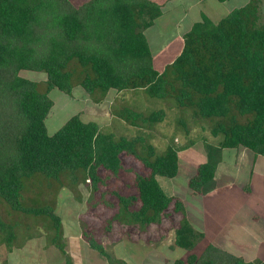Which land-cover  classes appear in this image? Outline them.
Instances as JSON below:
<instances>
[{"label":"trees","instance_id":"obj_1","mask_svg":"<svg viewBox=\"0 0 264 264\" xmlns=\"http://www.w3.org/2000/svg\"><path fill=\"white\" fill-rule=\"evenodd\" d=\"M258 4L250 0L218 23L204 16L183 34L181 52L160 72L144 31L161 16L162 3L0 0V202L16 217L0 215V246L10 252L20 247L18 228L30 218L32 226L24 224L21 239L33 238L34 227L42 225L52 231L48 243L65 264H73L62 243L60 217L34 190L42 183L55 187L52 191L90 184L95 202L81 223L88 230L99 226L96 213H109L101 214L107 222L102 230L92 235L84 230L82 237L108 264H125L102 245L105 237L118 238L113 228L126 227L127 239L139 241L136 233L150 232L151 225L165 224L176 214L180 221L169 228L174 230L172 249L191 252L204 234L192 227L182 202L168 196L158 178L176 177L178 153L193 142L168 145L158 155L147 137L104 133L98 124L84 123L79 113L49 136L45 120L53 103L48 93L55 88L71 95L74 87L81 88L100 104L110 91L141 90L149 98L173 101L193 125L205 124L212 137L221 139L215 146L204 142L206 160L187 182L194 193L207 195L215 188L223 149L243 148L264 157V26L258 24ZM22 71L43 73L45 80L31 81ZM111 114L147 130L166 118L162 109L143 114L114 102ZM125 158H133L138 170L127 167ZM117 221L121 225H114ZM185 263L264 264V259L246 260L209 243L199 256L173 260Z\"/></svg>","mask_w":264,"mask_h":264},{"label":"rangeland","instance_id":"obj_2","mask_svg":"<svg viewBox=\"0 0 264 264\" xmlns=\"http://www.w3.org/2000/svg\"><path fill=\"white\" fill-rule=\"evenodd\" d=\"M249 1L229 0L222 3L218 0H203L192 7L187 5L189 7V15H186L184 18L182 15L183 5L181 4L184 0H177L176 4H169L167 8L163 9V16L155 20L153 26L145 32V37L153 56L154 67L161 71L168 64L172 63L181 51L183 34L189 31L193 24L201 22L204 16L212 22L218 23L232 10L243 7ZM258 3L261 5L259 1ZM259 4L258 24L264 26V4L262 6ZM179 6L181 8H177ZM171 7L172 9H170ZM181 17L182 19L177 22ZM21 76L34 82L45 80L43 73L22 71ZM114 93V91L108 92L100 104H95L92 98L81 88L74 87L71 95H66L55 88L50 90L48 97L51 99L53 106L45 120L47 134L49 136L54 135L71 117L79 113L80 119L84 123L94 122L98 124L104 133H113L116 137L127 139L137 135L147 137L149 143L155 147L158 155L163 154L168 145L182 147L191 141L193 142V149L197 153L203 154L204 142L215 146L221 140L209 134L207 125H193L194 123L188 116L189 113L179 109L173 101L149 98L141 90L134 92L123 91L121 95H114ZM113 102L115 107L126 106L143 114L162 109L166 113V118L164 122L156 124L151 130L138 129L126 125L121 120L112 116L111 106ZM181 122L187 123H184V125H186V128H189L188 135H186L184 131L185 127ZM201 126L202 128L204 126V129H201ZM148 134L150 135L149 138ZM247 151L249 150L243 148L223 149L221 151L220 162L229 168V170L224 172L226 177H231V173H236L237 169H239L237 167L239 164L236 165V163L232 162L234 158L240 154H246ZM260 158L264 161V157ZM125 165L136 169V171L138 170V167L134 165L133 158H125ZM260 176H263V174ZM182 177L183 174L180 173L175 179L178 185L181 184ZM258 178L259 174L256 176L255 181H258ZM158 182L163 187H166L163 188L166 194L170 192L167 186L171 184V180L158 178ZM256 183L252 182L249 185L252 194V197L248 201L249 205H242L243 199L236 197L234 191L230 192L231 197L228 199V204L219 201L221 206L224 203L222 209H224L225 205H229V207L225 208V212L222 215L218 213L219 209H221V206L217 204L218 201L214 205H210L213 208V212H216L215 215H218L216 217L218 226H222L229 234L228 236L220 235L214 238V244L234 254L241 255L246 260H254L259 257L264 259V251L261 249L262 245H264V216L261 214L264 212V200H261V193L256 192V189H254L257 186ZM89 185L81 184L78 188H63L52 191L56 190L54 189L55 187L47 188L42 183L41 186H37L33 190L34 193L41 195L40 199L43 202L51 203L55 208V213L60 217L63 231L62 243L64 249L70 255L73 264H108L106 259L92 250L82 237L84 230L87 232L89 230L88 234L91 235L95 234L96 231L102 230L107 225V222L101 219V214L105 215L109 213L105 209V211L96 213L95 217L98 220L99 226H91L88 230L81 223V217L86 214L95 202V198L88 190L90 188ZM112 188L115 187L112 186ZM261 192H264V189ZM27 195L30 197V193ZM177 196H180V194ZM186 198L189 199L190 197ZM195 206L196 201L188 204L190 215L195 211ZM0 215L6 220L16 218L13 216V213L10 214L8 208L1 202ZM179 216L177 214L172 216L165 224H163L162 220L157 226L151 225L150 232H145L143 235L136 233L135 235L138 234V236H135V238L140 240L134 242L128 240L127 236L124 235L126 227L117 226L113 228V234L115 233V236H118V238L110 240L109 237H105L102 239V245L108 254L117 260L123 261L125 264H173V260L175 259L185 262L187 256L190 254L199 256L206 247L207 241L206 239L202 240L191 252H183L177 248L174 251L172 249L174 230L169 228L176 226L177 221L179 223ZM32 222L30 218L27 221L23 220L24 224L30 226H32ZM117 223L114 225H121L119 221ZM24 224L21 226L22 229L18 228L20 237H18L17 242L21 243L20 247L14 246L10 252L5 245L0 246V264H65V259L60 252L47 241V235H52V231H47L42 225H39L36 228L34 227L33 238L23 240L21 236ZM240 230L247 232H238ZM133 231L135 232L136 230ZM139 235L148 239L149 242H146V239H142ZM211 236L212 234H209L208 238ZM155 245L158 247L152 249Z\"/></svg>","mask_w":264,"mask_h":264},{"label":"crops","instance_id":"obj_3","mask_svg":"<svg viewBox=\"0 0 264 264\" xmlns=\"http://www.w3.org/2000/svg\"><path fill=\"white\" fill-rule=\"evenodd\" d=\"M151 1H156L164 5L162 8L161 16H163V9L167 8L169 4L172 5L174 3L176 4L177 2V0H163V1L151 0ZM202 1L203 0H184L183 3L181 2V4L183 5V13H182L183 18L186 15H189L188 14L189 7H192L193 5H196ZM227 1L229 0H224L222 3H225ZM258 1L261 3V5L259 4L260 6L264 4V0H258ZM187 5H189V7ZM177 8H181V7L179 6ZM170 9H172V7ZM181 19L182 17L178 19L177 22H179ZM146 30L144 31V35H145ZM182 46H183V41H182ZM153 64H154V60H153ZM121 93L115 92L114 95H121ZM193 148L194 146L188 147L187 149L178 153V173L176 177L169 179L171 180V184L167 186L168 190H170V192L167 193V195L170 197H176L182 202L184 211L186 214V218L189 221V223L192 225V227H194L195 225L197 226V227L195 226L194 228L197 231H200L204 234L203 240L206 239L207 244L209 243L214 244L213 242L214 238L219 237L220 235L228 236L229 234L225 231V229H223L222 226L221 227L218 226L217 224L218 222L216 220V217H218V215H215L216 212L215 211L213 212V208L210 207V205L212 204L214 205L216 201H218L217 204L220 206H221L220 202H225L226 204H228V201H229L228 199H230L231 197L230 192H233V191L236 197L243 199V201L241 202L242 205H249L248 201L252 197L251 188H249L250 187L249 185H251L252 182L254 183L257 182L256 183L257 186L254 189H256L255 190L256 192L261 193V200H264V192H261L262 189H264V161L261 160L260 158L261 156H255L253 153H250V154L248 153L251 151H247V153L244 155L240 154L237 157H235L234 160L232 161L234 162V164L236 163V165L239 164V166H237L239 167V169H237L236 173H231L232 175L231 177L225 176L224 172L226 170H229V168H227L226 165L220 162L218 165L216 174H215L214 190L207 195H199V194L194 193L190 188H188L187 182L195 174L197 167L200 164L204 163L206 159H205L204 152L203 154H199ZM180 173L183 174V177L181 180V184L178 185L175 182V179L180 175ZM258 174H259L258 181H255V178ZM261 174H263V176H260ZM160 186L162 187V189L166 188V187H163L161 184ZM178 194H180V196H177ZM185 195L186 197L189 196L190 198L187 199ZM195 201H196V206L194 208L195 211H193V213L190 215L188 204L191 202H195ZM223 206H224V203L222 204L221 209H219L218 211L220 215H222V213L225 212V208L229 207V205H225L224 209H222ZM261 214L264 216V212H262ZM238 232L242 233V232H247V231L240 230ZM173 234H174V231H173ZM209 234H212L210 238H208ZM156 247L158 246L155 245L152 247V249H155ZM261 249H263L264 251V245H262ZM255 259H261V258L259 257Z\"/></svg>","mask_w":264,"mask_h":264}]
</instances>
